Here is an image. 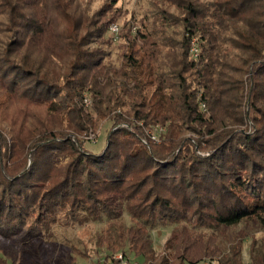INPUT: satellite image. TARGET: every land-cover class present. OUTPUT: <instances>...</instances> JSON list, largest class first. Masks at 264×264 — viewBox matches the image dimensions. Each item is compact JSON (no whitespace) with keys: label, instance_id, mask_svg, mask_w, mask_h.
<instances>
[{"label":"trees","instance_id":"obj_1","mask_svg":"<svg viewBox=\"0 0 264 264\" xmlns=\"http://www.w3.org/2000/svg\"><path fill=\"white\" fill-rule=\"evenodd\" d=\"M51 3L0 0V94L48 115L11 142L0 133V236L21 239L0 244V264H24L60 209L80 223L127 211L135 223L97 239L141 264H264V243L227 231L264 229V0H151L152 26L123 35L119 63L101 50L97 13H38ZM104 118L113 127L93 152L78 136ZM158 225L172 229L156 252Z\"/></svg>","mask_w":264,"mask_h":264},{"label":"rangeland","instance_id":"obj_2","mask_svg":"<svg viewBox=\"0 0 264 264\" xmlns=\"http://www.w3.org/2000/svg\"><path fill=\"white\" fill-rule=\"evenodd\" d=\"M57 1L51 0L49 8L40 6L38 13H53V10L55 13H77V15L85 16L97 13L98 17L108 24L105 36L107 41L100 45L101 50L107 53L108 59L116 63L121 61L127 49V41L123 35L126 33L134 35L138 30H143L144 25L150 28L154 21L151 0H59L62 6L58 11L54 6ZM114 27L118 30H114ZM84 100L86 105L90 106L91 100L88 97ZM42 119H48L46 106L33 105L27 100L0 94V133L5 135L9 142H11L9 130L17 131L23 124H26L25 128L39 126ZM112 127L113 121L104 118L94 131L91 130L87 135L81 134L78 138L91 151L100 152L106 146L107 136ZM187 136L196 138L193 132L188 133ZM68 159L65 158L62 162ZM113 215L111 217L104 215L100 220L90 219L80 223L71 219L66 210H58L56 220L51 222L47 231L25 242L28 251L24 256V264H71L73 261H78L80 264H92V261L97 263L98 260L104 264H141L143 258L135 257L128 247H118L112 254L104 244L99 243L98 235L107 230L110 225H113L115 230H119L123 225L125 227L135 223L125 210H120ZM171 229L170 225L150 228L156 252L162 249ZM241 230L251 233L260 244L264 243V229L255 222L243 221L227 228L231 235ZM16 237L0 236V244L14 248L21 240L19 236ZM252 237L247 238L243 244L242 257L246 262L250 260ZM205 264H217V262Z\"/></svg>","mask_w":264,"mask_h":264},{"label":"built area","instance_id":"obj_3","mask_svg":"<svg viewBox=\"0 0 264 264\" xmlns=\"http://www.w3.org/2000/svg\"><path fill=\"white\" fill-rule=\"evenodd\" d=\"M114 30H118L116 27L113 28ZM190 53H191V56L197 60L199 59L200 57V54H201V49H200V46L198 44V41L196 38H193L192 41H191V48H190ZM87 101V100H86ZM201 108L203 110H206V104L205 103H201ZM165 128L162 127V126H156L154 129L152 130H149L148 131V134L150 135L151 139L154 141V142H159V133L164 131Z\"/></svg>","mask_w":264,"mask_h":264}]
</instances>
